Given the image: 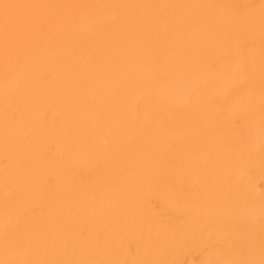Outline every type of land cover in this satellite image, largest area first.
Masks as SVG:
<instances>
[{"label":"bare ground","instance_id":"obj_1","mask_svg":"<svg viewBox=\"0 0 264 264\" xmlns=\"http://www.w3.org/2000/svg\"><path fill=\"white\" fill-rule=\"evenodd\" d=\"M0 264H264V0H0Z\"/></svg>","mask_w":264,"mask_h":264}]
</instances>
